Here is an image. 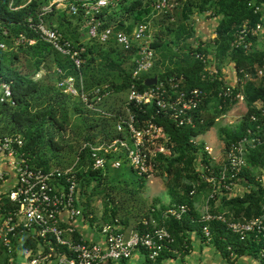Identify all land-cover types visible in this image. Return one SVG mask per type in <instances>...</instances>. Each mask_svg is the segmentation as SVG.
Wrapping results in <instances>:
<instances>
[{"label":"trees","instance_id":"1","mask_svg":"<svg viewBox=\"0 0 264 264\" xmlns=\"http://www.w3.org/2000/svg\"><path fill=\"white\" fill-rule=\"evenodd\" d=\"M49 3L50 0H0V46L5 45L4 49L0 47V85L10 86L11 101L15 103L12 105L11 102H0V138L21 135L25 141L21 151L29 156L33 168L46 172L73 169L79 182L78 200H86L84 216L94 214L92 201L96 196L104 198L102 221H118L124 232L134 230L141 233L151 230L152 226L144 225L146 220L151 219L156 220L159 225H165L174 237L172 251H164L155 262L147 259L151 264H160L163 260L174 258L175 248L181 251L183 247L189 248L188 231H198L204 238V225H208L210 230V244L231 263L243 256H253L264 264V239L259 241L253 234L242 239L219 221L208 224L193 221L198 220L201 215L195 209V202L202 195L207 196L209 212L212 214H226L228 219L232 212L236 217L246 219L264 216V147H259L248 156L247 166L242 174L244 184L251 185L250 192L242 197H226L218 204L208 200L211 189L202 182L196 194L190 195L193 186L200 180L198 160L207 162L200 151L204 145H195L192 140L210 131L218 119L235 106L230 102L224 103L218 97L225 82L201 81L204 65L196 59V54L208 56L212 53L211 61L221 75L225 66L231 62L235 64L238 74L241 70L254 73L255 67L264 63V51L259 52L252 47L246 52L243 48L234 49L233 45L237 32L246 23L253 27L264 24L262 12L255 13V7L263 5L264 0H169L167 13L157 16L160 19L156 21L158 32L151 44L153 49L157 51L166 45L168 48H175L176 53L167 55L164 52L160 63L163 62L165 69L157 71L154 66L150 73L143 75L136 83L138 90L146 89L144 83L148 78L184 75L190 87L204 90L208 97L202 107L204 125L179 128L171 120L158 119L157 122L166 127L170 137V155H160L153 171L156 176L164 178L170 203L163 204L160 199H156L147 209L144 205L136 209L130 204L134 197L139 200L138 192L145 187L147 178L137 174L139 182L135 186L117 182L116 176H110V171L118 174L123 166L117 170H93L90 167V150L84 148L87 142L96 144L123 137L116 128L117 116L125 112L128 98L121 99L122 102L120 101V105L117 103V106L113 100L120 94L130 93L135 66L133 53L121 51L114 43L86 44V64L81 69L85 90L91 95L95 89L108 86L111 94L94 104V107L105 113H112L114 117L107 118L89 109L79 98L69 96L59 87L61 76L57 73V68L64 72V76L77 74L70 61L59 55L51 45L39 40L27 23L30 17H36ZM151 3L152 0H114V5L96 16L104 27L114 26L131 33L136 24L149 22L153 18ZM205 14L209 18L218 19L215 37L208 44L196 42L193 26L194 17ZM46 21L76 44L82 43L83 33H87V18L82 10L76 15L66 10H54L46 16ZM21 34L36 38L37 43L34 46H16L15 41ZM255 40L256 37L251 38L252 43ZM42 71L43 74L37 78ZM242 79L243 75L239 74L240 82ZM237 92L244 94L247 113L238 124L220 129V140L226 147L245 134L249 126L248 116L255 111L256 105L264 107V80L249 81L244 85L242 82V87H236ZM90 101L94 103L95 100L91 98ZM131 108L135 114H141ZM3 202V210L15 208L8 196H3ZM182 204L189 205L192 213L182 221L162 220L163 210ZM90 220L98 221L94 216ZM0 247V254L5 252L7 255L5 260H9L10 253V258H15L21 249L16 238H12V250L1 246V242ZM25 248L35 251L36 243L29 238Z\"/></svg>","mask_w":264,"mask_h":264},{"label":"built area","instance_id":"2","mask_svg":"<svg viewBox=\"0 0 264 264\" xmlns=\"http://www.w3.org/2000/svg\"><path fill=\"white\" fill-rule=\"evenodd\" d=\"M114 5V0H50L36 17L27 20L29 28L35 36L52 46L61 56L67 58L76 75L64 76V72L57 68L61 76L59 87L71 97L79 98L89 109L102 116L112 118V113H105L95 109L94 104L111 94L108 86L92 91L89 95L85 90L84 77L81 69L86 64L87 43L97 42L103 45L114 43L121 51L133 53L134 70L133 84L128 95V103L123 114L117 116V131L123 135L116 140L103 143L84 144L90 150L91 168L105 170L120 169L126 159L131 168L141 177L156 176L153 169L160 155L169 156L168 144L170 137L166 127L159 124L158 119L173 121L177 127L196 128L204 125L203 106L208 94L198 87H190L184 75L169 76L159 79L155 85L138 90L137 82L143 75L152 71L156 60V51L152 47L150 22L136 24L131 33L118 30L114 26L104 27L96 14ZM152 17L167 13L169 0H152ZM63 7V8H62ZM264 4L255 7V13H261ZM18 9V8H16ZM54 10H66L76 15L82 10L87 18V40L74 43L56 27L50 26L46 16ZM263 31V24L253 27L247 23L237 32L233 45L234 49L243 48L249 52L253 43L251 38L257 37ZM36 38L21 34L15 41L16 46H34ZM1 49L5 45L0 46ZM196 59L204 65L202 82H225L218 93L224 103L239 105L245 102L242 92L236 93V87H242L246 82L264 80V63L255 67L254 73L241 70L243 79L237 84H228L210 58L197 53ZM43 71L37 75L39 78ZM0 102H11L10 86L1 84ZM95 100L92 103L90 100ZM139 114H135L132 108ZM222 106H220V109ZM249 126L245 134L229 146H223L217 152L213 147L204 144L200 149L207 162L198 160L197 167L200 180L193 186L190 195L196 194L202 182L206 183L211 193L208 200L219 202L224 198L242 197L250 192L251 185L244 184L242 174L247 166L248 156L259 147H264V107L256 105L255 111L248 116ZM198 138V137H197ZM194 138L192 142L199 145ZM25 141L21 135L0 138V188L8 173L1 168V159L16 171L17 183L7 194L0 195V242L3 247L12 250V238H16L27 264H114L132 258L136 251H143L147 259L155 262L161 253L171 250L174 237L165 225H159L154 219L146 220L144 225L152 226L151 230L132 231L129 236L122 230L118 221L101 225V235L104 244L89 243L77 230V221L84 216V206L80 204L79 182L73 169L65 172L43 171L33 168L30 158L21 150ZM258 179V178H257ZM3 196H8L15 208L3 210ZM264 208V206H263ZM192 213L189 205H173L161 212L165 220L182 221ZM66 214L67 226H63L61 216ZM212 214L209 212L208 201L204 211L193 221L208 224L219 221L227 226L234 234L244 239L249 234L255 235L257 240L264 239V216L252 219L236 217L235 213ZM93 215H89L91 219ZM204 240L210 244V230L208 225L202 228ZM23 239L21 240V238ZM36 243L35 251L25 248L28 239ZM24 248V249H23ZM264 254V251L263 253ZM234 258V255H231Z\"/></svg>","mask_w":264,"mask_h":264},{"label":"crops","instance_id":"3","mask_svg":"<svg viewBox=\"0 0 264 264\" xmlns=\"http://www.w3.org/2000/svg\"><path fill=\"white\" fill-rule=\"evenodd\" d=\"M263 14V22H264V7L262 10ZM205 14L203 16H195L197 25L195 26V30L197 35L195 37L196 42L202 41L207 44L211 39L215 37V28L218 25V19L215 17H207ZM201 17V20H200ZM199 40H198V39ZM87 40V33H83L82 42ZM197 45V43H195ZM253 49L259 52L264 51V24L263 31L256 37L255 42L253 43ZM211 52H213V48H211ZM160 58V57H159ZM161 59V58H160ZM223 75L228 84H237L239 81V74L236 71V67L234 63H229L225 66L223 70ZM1 168L8 173L7 178L3 185L0 188V195L7 194L17 183V175L16 171L10 167L7 163L6 158L1 159ZM206 195L200 196L195 202V209L202 214V208H200L203 203V206L206 205ZM221 202H217L218 204ZM81 204V203H80ZM82 205V204H81ZM61 222L63 226H67L68 219L66 214L61 216ZM104 222L97 221L92 222L89 218V215L81 217L77 221V230L81 236H83L89 243H100L104 244V238L101 235V225ZM134 230H127L126 235L129 236L130 233ZM187 236L190 240L189 248L178 249L173 251L174 258H169L163 260L160 264H262L261 261L253 256H243L242 258L236 260L234 263L230 262L226 259L222 253L214 247L212 244L206 243L202 235L198 231H188L186 232ZM23 237L21 238V240ZM2 246V244H1ZM1 250V249H0ZM2 255V254H0ZM4 264H27L26 258L17 253L15 258H10L11 253L8 255L9 260H5L7 255L5 252L3 253ZM114 264H151L147 261V256L143 251H136L131 259L126 261H117Z\"/></svg>","mask_w":264,"mask_h":264},{"label":"rangeland","instance_id":"4","mask_svg":"<svg viewBox=\"0 0 264 264\" xmlns=\"http://www.w3.org/2000/svg\"><path fill=\"white\" fill-rule=\"evenodd\" d=\"M159 19H160V17H154V18H151L149 21L150 22V32H151L150 33L151 34V39H150L151 41L155 40L156 34L158 32L157 31L158 26L156 24V21ZM200 20H201V17H200ZM197 22L198 21H196V19H195L194 25H193L194 28L197 25ZM196 36H198V35H197L196 30H195V37ZM200 39H201V42H204V41H202V38H200ZM174 51H176L175 48H172V47L168 48V47H166V45H163L157 49L156 60H155V65H154L157 67L156 68L157 71H163L165 69L163 62L160 63V58L163 57L162 54L165 52L167 55L168 54L172 55V54L176 53V52L174 53ZM208 57L210 58V61H211L212 60V53L209 54ZM151 76H153V74ZM0 93H1V89H0ZM127 98H128V92H125L123 94L118 95L113 100L115 102L114 105H116L117 103H119V105H120V103L122 102L121 99L126 100ZM246 113H247V106H246L245 102H243L242 104L233 106L224 116H222L221 118L218 119L217 123L215 124V126L210 131H208L206 134L198 137L196 141L199 144H203V145L207 143V145L213 147L214 151L217 152L219 149L223 148V143L221 142L220 135H219L220 129L222 127H225V126H233L235 124H238L246 116ZM122 162H123L122 170L118 174H116L113 171H110V176H112V177L116 176L115 180L117 182L120 181L121 183H127V184H130L131 186L137 185L139 182L137 173L131 168L130 164L127 162L126 159H124ZM146 181H147V183H146L145 187L143 189L139 190V192H138L137 198H139V200L134 197L133 200H130V204L133 207H135L136 209L138 207H143V205L147 209L155 203L156 199H160L163 204L168 205L170 203V197L168 195V191H167L166 185L164 183L165 182L164 178L162 176H153L152 178H147ZM103 201H104V198L96 197V196L94 197V200L92 201V206L94 207L93 216H94V218H97L99 221L102 220V216H103V211H104ZM85 202H86V200L83 199V201L80 203L82 204V206H84ZM200 206H201L200 208L205 207V205L203 206V203ZM146 209H144V210H146ZM203 211H204V208L202 209V212ZM3 258H4V255L2 253V255H0V264H4V261H2Z\"/></svg>","mask_w":264,"mask_h":264},{"label":"water","instance_id":"5","mask_svg":"<svg viewBox=\"0 0 264 264\" xmlns=\"http://www.w3.org/2000/svg\"><path fill=\"white\" fill-rule=\"evenodd\" d=\"M157 81H158V77L155 76V77L146 79L144 84L146 87H150L152 85H155Z\"/></svg>","mask_w":264,"mask_h":264}]
</instances>
